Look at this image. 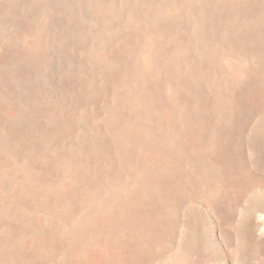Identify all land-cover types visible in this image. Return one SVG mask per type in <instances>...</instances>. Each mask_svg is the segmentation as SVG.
<instances>
[{
	"label": "rangeland",
	"instance_id": "obj_1",
	"mask_svg": "<svg viewBox=\"0 0 264 264\" xmlns=\"http://www.w3.org/2000/svg\"><path fill=\"white\" fill-rule=\"evenodd\" d=\"M0 264H264V0H0Z\"/></svg>",
	"mask_w": 264,
	"mask_h": 264
}]
</instances>
